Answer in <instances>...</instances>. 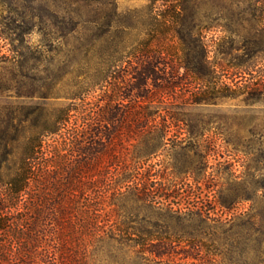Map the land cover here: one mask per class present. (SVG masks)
I'll use <instances>...</instances> for the list:
<instances>
[{
	"label": "trees",
	"instance_id": "trees-1",
	"mask_svg": "<svg viewBox=\"0 0 264 264\" xmlns=\"http://www.w3.org/2000/svg\"><path fill=\"white\" fill-rule=\"evenodd\" d=\"M108 4L120 35L93 40L69 103L0 115V264H180L201 255L196 235L186 243L175 228L188 222L221 242L264 245V207L224 219L174 201L176 183L137 164L165 150L173 160H208L214 138L205 134L217 120L192 110L264 101V76H244L264 50V0H147L126 13ZM218 30L242 37L247 58L213 60L208 33ZM252 32L261 37L250 49ZM225 38L217 44L228 54Z\"/></svg>",
	"mask_w": 264,
	"mask_h": 264
},
{
	"label": "rangeland",
	"instance_id": "rangeland-1",
	"mask_svg": "<svg viewBox=\"0 0 264 264\" xmlns=\"http://www.w3.org/2000/svg\"><path fill=\"white\" fill-rule=\"evenodd\" d=\"M109 1L0 0V115L5 116L12 105L28 112L39 104L52 108L69 103L68 97L76 90L74 76L85 70L88 64L85 55L94 46L93 40L106 38L108 33L113 39L120 35L121 18L118 14L109 15ZM114 1L118 13L140 9L147 2ZM245 24L249 28L253 21ZM137 27L135 32L142 34L144 26L137 24ZM224 35H228L224 40L228 54L217 44L223 43ZM259 37L251 33L247 41L250 49ZM244 41L235 34L210 32V56L218 62H238L242 55L247 58ZM257 60L253 70L244 74L250 80L264 76V50ZM192 111L193 116L200 111L217 120L205 134L215 140L208 144V160H173L168 154L171 152L165 150L156 159L140 160L137 164L157 177L162 174L170 188L176 183L182 197L174 201L181 199L188 206L199 204L224 219L244 214L254 203L257 208L264 207V101L248 106L239 99H230ZM221 138H230L235 145L225 146ZM127 162L135 165V160ZM252 193H257L253 199ZM107 210L111 211V220H123L110 207ZM175 228L186 235L183 239L186 243L196 235L195 240L202 244L197 259L188 257L179 260L180 264H264V245L259 247L256 241L242 237L241 243L220 238L221 242L217 236L222 235L209 233L212 230L198 222Z\"/></svg>",
	"mask_w": 264,
	"mask_h": 264
}]
</instances>
